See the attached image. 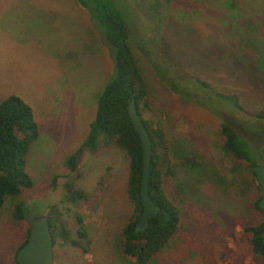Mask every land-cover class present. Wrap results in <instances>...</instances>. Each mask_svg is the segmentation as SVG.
<instances>
[{
  "label": "rangeland",
  "instance_id": "rangeland-1",
  "mask_svg": "<svg viewBox=\"0 0 264 264\" xmlns=\"http://www.w3.org/2000/svg\"><path fill=\"white\" fill-rule=\"evenodd\" d=\"M115 1L148 86L145 117L162 123L178 153L201 160L191 167L173 155L169 190L184 216L148 264H264L244 231L264 219L253 208L259 193L252 169L224 150L220 133L221 123H229L255 142L264 164V120L252 113L264 107V0ZM113 71L111 47L83 0H0V100L19 95L39 124L26 158L34 185L19 199L29 219L55 205V223L64 221L72 237L77 215L87 230L80 245L59 237L53 264H138L119 247L133 210L120 147L85 149L76 170L67 166L88 136ZM199 79L236 92L246 110ZM187 87L193 97L183 92ZM70 180L84 193L76 201L65 196ZM11 200L0 213V264H13L29 226L28 218H14Z\"/></svg>",
  "mask_w": 264,
  "mask_h": 264
},
{
  "label": "trees",
  "instance_id": "trees-1",
  "mask_svg": "<svg viewBox=\"0 0 264 264\" xmlns=\"http://www.w3.org/2000/svg\"><path fill=\"white\" fill-rule=\"evenodd\" d=\"M83 1L89 6L92 16L99 23L100 31L111 47L114 71L98 99L96 116L90 124L88 136L81 146L68 156L67 166L72 171L76 170L85 149L97 152L113 146L120 147L129 162L128 198L133 205L132 213L121 231L120 253L125 257H133L138 264H148L163 251L178 231L184 216L180 198L173 197L169 190L172 178L175 176L173 155L183 165L191 167H199L201 160L187 150L178 153L162 123L145 117L143 109L150 107L148 86L140 60L130 42L127 23L116 1ZM198 81L202 85L213 87L217 95L223 97L226 102L229 101L235 108L246 110L244 99L236 92L226 91L215 85L216 89L214 84L201 79ZM183 92L190 96L193 94L189 87L184 88ZM209 98L212 99V96ZM132 101H135L148 129L153 147L149 195L158 204L159 209L145 228H137L144 209L141 197L143 147L129 112ZM252 113L255 119L264 120V107L253 109ZM220 133L223 137L224 150L234 159L247 162L252 169L259 193V197L253 202V208L257 212H264V208L260 206L261 187L254 170V166L260 163L255 142L240 134L227 122L221 123ZM38 137L39 124L30 104L17 94H9L0 100V213L6 200L14 199L11 200L12 212L17 221L28 218L26 204L19 199V196L24 189L34 185L26 158L31 142ZM65 196L70 201H76L84 196V193L76 188L73 180H70L66 183ZM50 208L49 223L54 246L59 237L64 243L80 245L79 239L82 240L87 234L83 217L77 215L79 226L77 238H74L64 221H59V225L55 223L53 212L56 206L50 205ZM27 228V236L16 249L13 264H20L17 254L29 238L30 227ZM244 231L248 234L247 243L250 250L264 258V219L247 225Z\"/></svg>",
  "mask_w": 264,
  "mask_h": 264
},
{
  "label": "water",
  "instance_id": "water-1",
  "mask_svg": "<svg viewBox=\"0 0 264 264\" xmlns=\"http://www.w3.org/2000/svg\"><path fill=\"white\" fill-rule=\"evenodd\" d=\"M131 119L140 135L143 147V174L141 181V197L144 209L137 223V228H145L152 216L159 209L149 195V180L152 160V141L148 129L138 111L135 101L129 106ZM255 175L261 187L262 197L260 206L264 208V164L254 166ZM29 238L17 254L20 264H53L54 242L49 223V212L42 213L29 219Z\"/></svg>",
  "mask_w": 264,
  "mask_h": 264
}]
</instances>
